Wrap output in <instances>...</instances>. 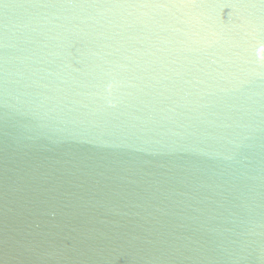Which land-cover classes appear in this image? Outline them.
Segmentation results:
<instances>
[{
  "label": "water",
  "instance_id": "1",
  "mask_svg": "<svg viewBox=\"0 0 264 264\" xmlns=\"http://www.w3.org/2000/svg\"><path fill=\"white\" fill-rule=\"evenodd\" d=\"M0 264H264V0H0Z\"/></svg>",
  "mask_w": 264,
  "mask_h": 264
}]
</instances>
